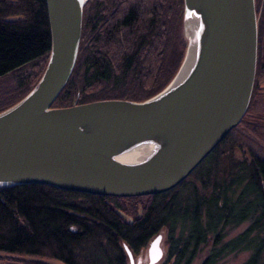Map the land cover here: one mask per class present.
<instances>
[{
  "label": "trees",
  "instance_id": "trees-1",
  "mask_svg": "<svg viewBox=\"0 0 264 264\" xmlns=\"http://www.w3.org/2000/svg\"><path fill=\"white\" fill-rule=\"evenodd\" d=\"M183 0H87L75 69L55 107L105 98L144 100L178 70L186 47ZM46 0H0V111L39 81L50 54ZM264 49L252 100L241 123L178 186L157 194L118 197L42 183L0 189V252L30 257L24 264H129L153 237L168 231L173 264H188L212 238L213 252L251 251L245 264H264V158L236 135L241 124L259 133L263 114ZM263 107V106H262ZM264 108V107H263ZM237 149L240 151L238 152ZM133 218L129 220L121 212ZM249 221L238 235L227 229ZM220 246H219V245ZM170 253V254H171Z\"/></svg>",
  "mask_w": 264,
  "mask_h": 264
},
{
  "label": "water",
  "instance_id": "water-1",
  "mask_svg": "<svg viewBox=\"0 0 264 264\" xmlns=\"http://www.w3.org/2000/svg\"><path fill=\"white\" fill-rule=\"evenodd\" d=\"M87 0H46L51 45L37 84L0 111V189L42 183L132 197L182 183L247 113L258 67L255 0H183L182 62L144 100L53 106L77 63ZM163 233L148 264L165 256ZM131 263L132 250L126 246Z\"/></svg>",
  "mask_w": 264,
  "mask_h": 264
},
{
  "label": "rangeland",
  "instance_id": "rangeland-1",
  "mask_svg": "<svg viewBox=\"0 0 264 264\" xmlns=\"http://www.w3.org/2000/svg\"><path fill=\"white\" fill-rule=\"evenodd\" d=\"M15 78L14 77H7L4 80H2L0 83L4 84H12L14 83ZM260 86L263 87L260 91L259 98H260V105L257 106V109L254 114H263L264 116V74L260 78ZM263 106V107H262ZM262 123L264 122L263 119H261ZM244 124H241L239 131L235 132L236 135H241L240 145L244 147V149L241 150H249V146H251L254 151H256L261 157L264 158V127H262V131L259 133L253 132L252 128H246L244 130L243 126ZM264 125V124H263ZM239 152L240 150L237 149ZM126 218L131 220L133 217L126 213L125 211L121 212ZM249 225V221L244 222L240 225L233 226L227 229L228 236L224 239L225 241L233 238L234 236L238 235L240 232H242L247 226ZM166 234L165 242H164V248H165V256L161 260L159 264H173L176 259V252L174 250L173 253L171 249V242L168 239V231H164ZM213 238L207 243L200 246V248L197 250V252L194 254L195 256L192 257V260L188 264H202L205 259L208 258V256L213 252L214 244L212 243ZM219 245V244H218ZM220 246V245H219ZM147 250L148 247L141 253H134V257L145 256L147 258ZM171 253V254H170ZM251 251L249 250H236L233 252H230L228 254H223L214 264H245L247 259L250 256ZM190 254L188 253L187 256L184 257L182 262L180 264H186L187 258ZM30 257H20V256H14L9 255L6 253L0 252V264H24L26 259H29ZM53 264H61L60 262L51 260L49 261ZM130 264V259H129Z\"/></svg>",
  "mask_w": 264,
  "mask_h": 264
},
{
  "label": "flooded vegetation",
  "instance_id": "flooded-vegetation-1",
  "mask_svg": "<svg viewBox=\"0 0 264 264\" xmlns=\"http://www.w3.org/2000/svg\"><path fill=\"white\" fill-rule=\"evenodd\" d=\"M256 1V10L257 14L259 16V45L258 49H264V0H255ZM149 263V258L145 256L140 257L136 256L134 257V262L130 264H148ZM160 263V262H159ZM158 263V264H159Z\"/></svg>",
  "mask_w": 264,
  "mask_h": 264
}]
</instances>
